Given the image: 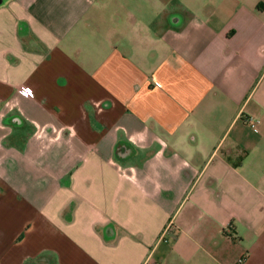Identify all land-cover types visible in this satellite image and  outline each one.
<instances>
[{"label":"crops","instance_id":"0c3cea01","mask_svg":"<svg viewBox=\"0 0 264 264\" xmlns=\"http://www.w3.org/2000/svg\"><path fill=\"white\" fill-rule=\"evenodd\" d=\"M0 264H264V0H0Z\"/></svg>","mask_w":264,"mask_h":264},{"label":"built area","instance_id":"2783aa9c","mask_svg":"<svg viewBox=\"0 0 264 264\" xmlns=\"http://www.w3.org/2000/svg\"><path fill=\"white\" fill-rule=\"evenodd\" d=\"M18 92L20 95H22L25 98H29L32 95L31 89L26 85L21 86L18 89ZM169 230H170V227L167 228V231Z\"/></svg>","mask_w":264,"mask_h":264}]
</instances>
